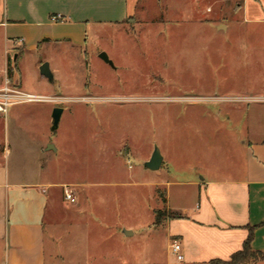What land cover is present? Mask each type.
<instances>
[{
  "label": "rangeland",
  "instance_id": "1",
  "mask_svg": "<svg viewBox=\"0 0 264 264\" xmlns=\"http://www.w3.org/2000/svg\"><path fill=\"white\" fill-rule=\"evenodd\" d=\"M235 5L199 0L191 11L189 0H140L134 20L97 37L88 30L81 50L52 44L0 73L21 91L61 95L6 105L4 165L8 176L74 184L66 185L73 202L52 187L46 231L53 224L60 238L68 222L88 220L91 264H154L164 233L155 211L163 220L169 204L196 203V187L183 181L220 174L240 160L241 139L264 137V20H244ZM44 61L52 80L39 71ZM54 106L63 108L56 128ZM155 146L162 163L152 170L144 161ZM79 205L82 215L68 212ZM4 254L0 231V264ZM68 259L62 264H78Z\"/></svg>",
  "mask_w": 264,
  "mask_h": 264
},
{
  "label": "crops",
  "instance_id": "2",
  "mask_svg": "<svg viewBox=\"0 0 264 264\" xmlns=\"http://www.w3.org/2000/svg\"><path fill=\"white\" fill-rule=\"evenodd\" d=\"M198 1L189 0L191 11H197ZM221 1H235L238 5L233 11L239 14L242 10L244 20H264V0H243V6L242 0ZM139 2L0 0V73H8V68L16 69L19 56L38 54L52 44L81 50L86 45L88 30L97 37L107 25H126L128 20L135 19ZM205 11H212L209 4ZM57 14L59 18L54 19ZM216 24L217 27L220 25ZM224 25L226 29L229 27L228 23ZM36 60L41 62L39 57ZM4 85L0 81V88ZM68 86L75 87L74 84ZM45 96L61 97L59 94ZM4 139L5 130L0 126V231L5 240L4 264H62L65 258L78 264V259L83 258L86 261L80 264H91L88 259L97 241L90 235L93 226L88 220H78L75 224L68 222L60 238L52 232L53 228L56 231L55 225H51V231H46L45 218L54 193L52 187L64 188L73 183L34 180L31 174L22 177L19 172L8 176L4 165V154L8 149H4ZM239 143L241 157L231 168L217 175L183 181L196 187V203L169 204L168 211L173 208L179 215L164 216L165 219L157 223L154 220L155 227L164 222L161 247L158 248L161 255L154 264H210L214 259L226 260L242 248L250 231L251 246L264 252V137L252 132ZM57 149L50 150L56 152ZM83 211L80 205L68 209L78 215ZM71 233L74 235L70 238ZM173 239L180 241L181 260H177L171 251ZM254 264H264V260Z\"/></svg>",
  "mask_w": 264,
  "mask_h": 264
},
{
  "label": "built area",
  "instance_id": "3",
  "mask_svg": "<svg viewBox=\"0 0 264 264\" xmlns=\"http://www.w3.org/2000/svg\"><path fill=\"white\" fill-rule=\"evenodd\" d=\"M54 19H58L59 15H54ZM20 38L19 40H21ZM43 100V99H55V97L45 96L41 94H34L29 92H24L19 90L15 86L8 85V81L5 83L3 87L0 88V113L4 112L6 109V105L13 101H23V100ZM64 198L73 202L75 201V196L72 191L65 185L63 188ZM171 251L175 255L177 260H181L183 258L182 248L180 241L177 239H173L171 244Z\"/></svg>",
  "mask_w": 264,
  "mask_h": 264
},
{
  "label": "trees",
  "instance_id": "4",
  "mask_svg": "<svg viewBox=\"0 0 264 264\" xmlns=\"http://www.w3.org/2000/svg\"><path fill=\"white\" fill-rule=\"evenodd\" d=\"M8 73H11V69L8 68ZM164 213L161 209L155 211V222H159ZM169 216L176 217L179 214L176 212H169ZM252 231H250L248 237L243 243L241 249L233 252L231 256L226 260L214 259L210 264H254L258 260H264V252L256 250L251 246Z\"/></svg>",
  "mask_w": 264,
  "mask_h": 264
},
{
  "label": "water",
  "instance_id": "5",
  "mask_svg": "<svg viewBox=\"0 0 264 264\" xmlns=\"http://www.w3.org/2000/svg\"><path fill=\"white\" fill-rule=\"evenodd\" d=\"M218 27H220V25H218ZM99 57L102 58L103 60L111 63V60L108 58L107 54L105 52H100L99 53ZM39 71L42 75L46 76L47 78H49L50 80L53 79V75L52 72L50 70L49 64L47 61L42 62L39 65ZM62 107L61 106H54L52 113H51V117H52V127L56 128L57 124H58V120L60 118L61 112H62ZM47 148H54L53 145L49 144V146ZM162 161V155L160 153V150L158 149L157 146L154 147L151 156L144 161V165L152 170H156L160 167ZM123 232L125 234H130L131 231L124 229Z\"/></svg>",
  "mask_w": 264,
  "mask_h": 264
}]
</instances>
